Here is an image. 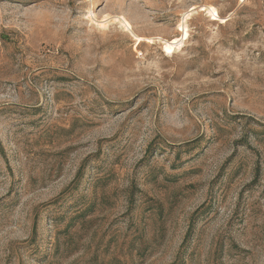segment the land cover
<instances>
[{"label": "rangeland", "instance_id": "1", "mask_svg": "<svg viewBox=\"0 0 264 264\" xmlns=\"http://www.w3.org/2000/svg\"><path fill=\"white\" fill-rule=\"evenodd\" d=\"M0 264H264V0H0Z\"/></svg>", "mask_w": 264, "mask_h": 264}, {"label": "bare ground", "instance_id": "2", "mask_svg": "<svg viewBox=\"0 0 264 264\" xmlns=\"http://www.w3.org/2000/svg\"><path fill=\"white\" fill-rule=\"evenodd\" d=\"M204 10V9H203ZM211 14L212 16L218 18V14H217V11L215 9H211ZM216 20V19H214ZM119 21L125 26V27H128V28H131V25L129 23V21L125 20L124 19H119ZM217 21V20H216ZM127 28V29H128ZM180 28H181V31L183 30L184 31V34H183V38L180 39V38H175L173 41H166V40H163V39H160L161 41H163V46H164V51L167 52L168 54H173L175 52V50L179 47V45L185 40V39H188L189 38V35H188V31H187V26L185 24H181L180 25Z\"/></svg>", "mask_w": 264, "mask_h": 264}]
</instances>
